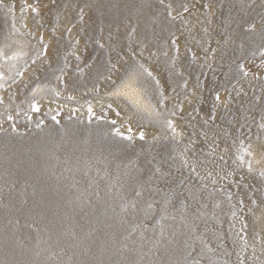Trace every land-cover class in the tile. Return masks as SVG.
Listing matches in <instances>:
<instances>
[{"label":"rangeland","instance_id":"1","mask_svg":"<svg viewBox=\"0 0 264 264\" xmlns=\"http://www.w3.org/2000/svg\"><path fill=\"white\" fill-rule=\"evenodd\" d=\"M262 21L264 0H0V48L26 53L12 71L0 69V209L37 212V189L53 184L11 165L35 162L76 184L67 185L75 190L68 218L88 230L82 242L64 239L54 257L41 253L52 242L35 240L40 223L28 219L13 246L0 241V264H17L20 251L23 264H78L85 250L111 249L96 238L95 250L85 245L102 229L91 214L101 206L120 226L110 246L124 244L115 257L126 260L117 264H264ZM140 64L152 73L138 76L143 102L168 115L177 135L112 95Z\"/></svg>","mask_w":264,"mask_h":264},{"label":"bare ground","instance_id":"2","mask_svg":"<svg viewBox=\"0 0 264 264\" xmlns=\"http://www.w3.org/2000/svg\"><path fill=\"white\" fill-rule=\"evenodd\" d=\"M55 144H54V146H55ZM27 153H29V152H27ZM43 156L49 158L48 161H51L52 160L51 157L53 155L46 153ZM11 165H13L14 167H17L18 170H24L26 175L32 180V182L34 180V179H32V177H34L35 178L34 182L37 181L36 183H38V184H41L42 182L49 180V181H51V184H53V186L51 189H49V187L47 186L48 188H46V189L44 188L45 191H43L44 189H42V190L37 189L36 193L39 194V195H37V197L43 196L42 198H33L32 203L36 206L37 212H34L32 209H30V207L24 208L23 205H22V208H17L14 205L17 209L16 208H11L10 210H6V209L4 210V208L0 209V215H1V217H0V241H2L3 243H6V244L9 241H11L10 244L13 246L15 241L17 242L19 239V236L15 235L13 233L14 229L16 227L17 228L18 227L19 228H22V227L26 228L25 221L28 219H31V220H34V221L40 223V227L38 229V234L35 235V240L51 241L52 242V244L49 248L40 249L41 253H43L45 255H48V254L50 255L52 252H54L55 253L54 257H57L58 254L56 256V253L57 252L59 253V251L56 252V250L61 249L60 245L62 244L64 239L76 241L78 243H79V241L82 242L83 239L81 240V234H83V232H85V234H86V232H88V230H86L85 226L83 227L81 224L77 225V222H75L72 218L71 219L68 218L70 211L73 210L72 200H74L73 198H75L74 197L75 196L74 195L75 190L69 191L67 188V185L70 184V185L75 187L76 184L69 183V182L68 183H66V182L61 183L60 181H57L56 176L60 175V168H54L51 170H46L44 168V166L40 167V166H38V164H35V162H33L30 167H24L23 166L24 161H21V160L19 162H11ZM46 171H50V173H52V174L48 175V174H46ZM115 179H116V177H115ZM113 189H115V188H113ZM114 191L115 190H113V192ZM36 193H35V195H36ZM76 194H79V193L76 192ZM109 197L107 200V198L103 195V199L105 200V198H106L105 201L101 198L102 201H104L103 204H105V203L107 204V201H109V199H110ZM30 199H32V198L30 197ZM112 201L114 202V200L111 199L108 202V204ZM17 205H18V203H17ZM79 205H81V204H79ZM79 205H78V207H79ZM109 206H111V205H109ZM113 206L114 205L112 204V207ZM130 206L132 207V205H130ZM11 207H13V206H11ZM80 207L82 208L83 205ZM117 207L118 206H116V208ZM127 207L130 210V207L129 206H127ZM101 208H103V206L100 207V211L98 210V212H96L97 210L95 211V209L93 211V209L91 207L89 208L90 210L92 209L91 214H92L93 219H96V220L98 219V222H97L98 224H99V221L102 222L99 224L102 227V229H100V227H97L100 229V231L98 232V235L97 236L96 235H92V236L90 235L91 238L88 239L89 242L85 243V245L89 246L88 247L89 249L95 250L96 244L93 243V241H95L94 238H96V240H99V241L108 240V242H110L108 244V246L111 249L106 247V248H104L103 253H101L99 255H95L93 257L91 254H89L90 255L89 256L88 252L85 250V253H83V256H85V257H81L82 261L79 260L78 264H82V263L87 264L86 262H89L90 264H112L114 262L113 264H117L116 263L117 261L121 262V261L126 260L125 259L126 257L123 256L124 255L123 252L121 253L122 255L120 254V252H118L117 257H115V253H116L115 249L118 248L117 246H120L119 248H121V250H122L124 248V244L110 246L111 244H113V241H115L116 237L121 238L118 236L119 234L115 235V234H117V231L119 230L118 228L120 227L119 225L118 226L115 225V221L113 220L116 215L115 216L113 215L114 216L113 217L112 216L113 209H112L111 213L109 212L110 211V209H109L108 218L104 219L105 216H102L103 214L100 215V212L102 210ZM105 209L107 210L108 208H105ZM133 212L134 211H132V214H133ZM127 213H129V212H127ZM130 213H131V211H130ZM99 218L100 219L103 218V219L100 220ZM85 220H87V219H85ZM85 220L83 219L80 222H83ZM89 220H90V218H89ZM123 222H125V221H123ZM115 226H117L118 228L117 227H116L117 229L114 228ZM76 229L78 231V232L76 231L77 233H75ZM89 230H90L89 232L92 233L93 229H89ZM112 232H114V233H112ZM120 232L122 233L121 230H120ZM94 234H96V233L94 232ZM13 235H14V239H13ZM120 235H125V234L122 233ZM93 236H95V237H93ZM20 238H21V240H30L27 237L26 232L24 234H22L20 236ZM82 238H84V237H82ZM32 243H34V240L32 241ZM114 244H118V243H114ZM35 247L38 248L37 245H35ZM126 254H128V253H126ZM26 255H27L26 251H20L18 254H12V256L16 257V260H18L17 264H23V262L20 263V260L22 258H24V256H26ZM135 258L138 259V257H135Z\"/></svg>","mask_w":264,"mask_h":264},{"label":"snow or ice","instance_id":"3","mask_svg":"<svg viewBox=\"0 0 264 264\" xmlns=\"http://www.w3.org/2000/svg\"><path fill=\"white\" fill-rule=\"evenodd\" d=\"M161 3H163V0H161ZM25 7L26 6L22 5V8H21L22 12L25 10ZM168 7L170 9L171 5H169ZM187 10H188L187 7H185L184 11H187ZM32 11L34 13H36L37 15L39 14V9L36 7H33ZM168 15L171 16V11L168 12ZM80 19L83 20L82 14L80 16ZM262 23H264V21H262ZM249 27H250V29L254 30L255 25H249ZM13 28H15L14 24H13ZM69 31H70V29H69ZM132 31L134 32L135 29H132ZM41 43H43V37H41ZM172 43L175 45L176 41L173 40ZM46 51H47V46H45V53H46ZM24 55H26V53L23 51L22 46H21L20 50L13 52L10 56H6L4 49L0 48V69H3L7 66L8 70L12 71L15 68V65L17 63H20V61L22 60ZM165 55H167V53H165ZM261 55H264V52H262ZM24 63L26 64L27 62L25 61ZM239 67L241 68V70H243V65H240ZM143 73H146L147 76H149V77L152 76V73L147 68H145L143 64H140L139 69L131 72L129 74L127 80L122 82L121 85L115 89V91L112 93V95L117 96V97L124 96V97L128 98L132 102L133 106L137 109L138 112L143 113L148 118L155 119L157 122L162 123L164 126H166V128H168L172 131L174 136L177 135L175 124H174L173 120H171L168 117V115L158 111L155 105H152L151 103H144L143 102L142 97H146V92L142 91L141 88L139 87V85L142 84V82L138 79V76L140 74H143ZM16 74L17 75H23V73L19 70L16 71ZM244 74L247 75L246 72ZM57 79H62V77H57ZM153 79H155V78H153ZM3 80H4L3 72L0 71V81H3ZM159 83H160L159 80H156L157 86H159ZM39 90H40V88H39V86H37V88L33 91V95L35 96L36 91H39ZM160 95H161V100L159 101V103H160V106L163 107L164 99H163V92L162 91H161ZM216 99L219 100L218 95H217ZM31 107L34 111L40 110L39 106L35 102H33L31 104ZM109 107H111V105H109ZM88 111H89V113L92 112V109L90 106L88 108ZM117 115H119V113H117ZM171 115L175 116L176 113L173 112V113H171ZM213 118H214V116H213ZM9 119H11V117H9ZM112 123L115 124V121H112ZM260 127L264 128V124H261ZM128 131L131 132V128H129ZM115 134L117 136L123 135L119 131V129L115 130ZM124 138L129 140V141L132 140V136H130V135L127 137H124ZM139 138L141 140H143L145 138V133L143 131H141L139 133ZM241 148H243L246 156L254 158V153L252 151V145L251 144H248L247 147H244V143H243V141H241ZM239 160L243 163L245 160V157L240 156ZM259 162L260 161H256V163H259ZM184 163L186 164L187 161H184ZM247 167H248L249 172L253 171V160L252 159H249L247 161ZM260 175L264 176V171H261ZM140 194H141L140 192L136 193L137 196H139ZM135 207H136V205L132 204V208L135 209ZM147 207L149 209H151L153 207V205L148 204ZM131 231H135V226L131 229ZM246 243H247V241L245 240V244ZM197 264H199V262H197ZM240 264H244L243 260L240 261Z\"/></svg>","mask_w":264,"mask_h":264}]
</instances>
